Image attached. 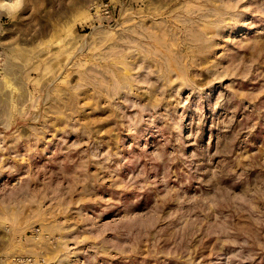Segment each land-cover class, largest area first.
I'll return each instance as SVG.
<instances>
[{
    "label": "rangeland",
    "instance_id": "rangeland-1",
    "mask_svg": "<svg viewBox=\"0 0 264 264\" xmlns=\"http://www.w3.org/2000/svg\"><path fill=\"white\" fill-rule=\"evenodd\" d=\"M0 264H264V0H0Z\"/></svg>",
    "mask_w": 264,
    "mask_h": 264
}]
</instances>
